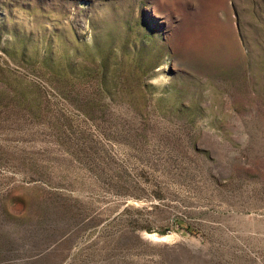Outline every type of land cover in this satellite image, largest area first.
<instances>
[{
    "label": "rangeland",
    "instance_id": "374dc122",
    "mask_svg": "<svg viewBox=\"0 0 264 264\" xmlns=\"http://www.w3.org/2000/svg\"><path fill=\"white\" fill-rule=\"evenodd\" d=\"M0 264H264V0H0Z\"/></svg>",
    "mask_w": 264,
    "mask_h": 264
},
{
    "label": "trees",
    "instance_id": "16d2710c",
    "mask_svg": "<svg viewBox=\"0 0 264 264\" xmlns=\"http://www.w3.org/2000/svg\"><path fill=\"white\" fill-rule=\"evenodd\" d=\"M180 224V223H179Z\"/></svg>",
    "mask_w": 264,
    "mask_h": 264
}]
</instances>
